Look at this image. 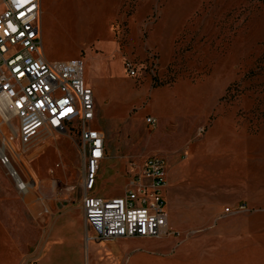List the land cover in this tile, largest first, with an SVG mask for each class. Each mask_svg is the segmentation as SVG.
Returning <instances> with one entry per match:
<instances>
[{
	"label": "rangeland",
	"instance_id": "obj_1",
	"mask_svg": "<svg viewBox=\"0 0 264 264\" xmlns=\"http://www.w3.org/2000/svg\"><path fill=\"white\" fill-rule=\"evenodd\" d=\"M93 5L98 17L91 30L80 26V18L93 22V14L80 13V0L48 2L41 23L46 59H82L86 77L91 73L89 50L99 53L98 47L112 43L123 55V65L116 56L110 60L118 77L150 89H172L178 83L182 99L197 102V116L190 120L197 128L188 141L175 139L173 150L183 151L182 158L202 151L223 155L214 162L204 158L202 171L169 172L181 182V196L185 201L203 197L206 214L213 199L220 200L223 212H242V220L264 212V0H98ZM80 33L89 34L81 38ZM126 62L135 77L126 73ZM152 104L112 99L103 107L118 122L127 119L130 125L119 132V125L113 124L115 130L106 134L110 158L99 165L98 179L105 189L101 197L113 189L121 191L116 182L122 184V175L136 172L128 165L125 172L117 167L120 156L137 164L166 143L147 138L145 118ZM6 120L0 117V145L17 129L15 120L5 125ZM216 120L233 123L228 127L232 137L225 125L211 131ZM13 147L19 151L17 141ZM11 163L23 180L29 174L33 182L27 192H20L0 164V264H96L92 245L87 252L76 227L68 233L57 230L62 219L80 221L82 212L84 154L78 131H42L20 160ZM189 218L177 223L193 222ZM177 231L133 241L130 262L122 264H166L195 256L194 241L203 229ZM164 257L168 259L163 263Z\"/></svg>",
	"mask_w": 264,
	"mask_h": 264
},
{
	"label": "built area",
	"instance_id": "obj_2",
	"mask_svg": "<svg viewBox=\"0 0 264 264\" xmlns=\"http://www.w3.org/2000/svg\"><path fill=\"white\" fill-rule=\"evenodd\" d=\"M40 19V0H0V117L17 122L15 135L5 137L0 145V164L17 189L25 192L33 179L25 170L28 177L23 180L11 160H20L40 132L74 128L84 154L81 207L85 226L94 233L90 239L112 242L170 235L163 195L166 166L161 156L129 164L136 172L129 176L123 195L103 198L94 194L106 148L103 134L93 127V92L85 84L81 59L44 58ZM124 66L128 76L135 77L132 65L126 62ZM145 122L156 126L153 118ZM16 141L18 152L13 147Z\"/></svg>",
	"mask_w": 264,
	"mask_h": 264
},
{
	"label": "crops",
	"instance_id": "obj_3",
	"mask_svg": "<svg viewBox=\"0 0 264 264\" xmlns=\"http://www.w3.org/2000/svg\"><path fill=\"white\" fill-rule=\"evenodd\" d=\"M49 1L50 0H40V25L42 23L44 10ZM97 1L98 0H92L90 4L89 2L86 3V1L80 0V13L93 14L91 17L93 22H90V20L84 21L80 18V26L88 25V28L92 30L96 18L98 17L96 15L97 9L93 8V6H95L93 5L94 2L97 4ZM57 9L61 10L59 8ZM88 34L89 33H80V37L83 38L84 35ZM97 51L99 53L95 50H89L88 67L91 73L86 77L83 73L85 84L87 87L91 88L93 92L95 116L93 127L103 134L106 142V134L115 130L112 126L115 124L119 125L120 132L124 129L122 127L123 125H130V123L127 119H122L118 122V119H114L111 113L104 112L103 107L105 104H109L112 99L126 103H134L144 99L152 101V112L147 115L146 118L155 119L156 126L151 128L145 122L148 133L147 138L151 142L161 140L163 143L166 141V143L163 144V147L157 145L155 150H151L144 158L152 155L162 156L168 167L166 170V186L163 192L166 203L167 230L171 233L178 229L180 233L189 234V232L193 230L203 229V232H198L199 235L194 241L196 243V247L194 248L196 252L194 254L195 256L192 257L191 255L190 257L192 258L189 257L186 260L174 259L172 263H168L170 261H167L168 258L164 257L160 258L162 262L164 263L167 261L168 264H264V212L250 213L247 215V219L242 220V212H223L221 210L220 200L213 199L211 201L209 200L211 212H207L206 214L204 212L205 199L203 197H194L193 199L186 198L187 201H185L181 196V182L173 180L174 178L169 175V172L179 171L181 169H185L186 173L191 171H202L203 166L206 165L203 161L204 158L209 159V162H214L213 159L223 156L212 151H202L198 152V154L191 153L190 157L184 156V158H182L181 152L183 153V151H175L172 148V143L175 139L180 138L184 141H188L192 135L195 134L197 125L190 120H194L197 116V102L182 99L181 86L178 83L174 84L172 89H150L146 84L144 86H136L134 83L135 80L126 76L118 77V73L115 72L110 61L113 56H116L123 65V55L116 44L110 43L105 47H98ZM44 58L46 59L45 56ZM82 62L85 71V62L83 60ZM109 115L110 118L108 117ZM101 118L105 122L104 124L99 123ZM232 124L233 123H229L225 125L220 120H216L212 124L211 131L215 132L222 130L225 125L226 133L232 137V132L228 130V127H230V129L234 127ZM221 141L224 142V139L222 138ZM105 148V159L109 160L108 142L105 143ZM128 163L125 156H120L119 162L116 165L117 167H123V172H125L127 165L130 168ZM129 178L130 177H126V175H122V184H120L119 181L116 182V185H120L121 191L116 192L113 189V192H110L108 195L106 194L104 198L123 195L125 189L129 185ZM101 183V180L97 178L94 194L99 197H101L105 191V189H102L103 186ZM185 206L189 207L185 208ZM209 210L210 208L207 209V211ZM184 218L187 221L189 218V220H193V222L177 223L178 220H184ZM57 227L60 233H68L71 229L76 227L79 233L78 237H80V240H78L80 243L83 242L87 252L89 251V246L92 245L91 259L96 264H122L123 262L127 263V261L129 263L133 253L131 249L133 241L154 240L121 239L112 242H95L90 239L94 236V233L90 228L85 226L83 211L80 215V221L76 220L74 222L70 218H65L59 222ZM61 229L63 231H61Z\"/></svg>",
	"mask_w": 264,
	"mask_h": 264
},
{
	"label": "bare ground",
	"instance_id": "obj_4",
	"mask_svg": "<svg viewBox=\"0 0 264 264\" xmlns=\"http://www.w3.org/2000/svg\"><path fill=\"white\" fill-rule=\"evenodd\" d=\"M79 35H80V34H79ZM7 121H8V120L5 121V123H4L5 125H7ZM9 127H10V126H9ZM0 131L2 132V129H1V128H0ZM11 131H12V129H11ZM16 131H17V129H16ZM16 131H12L11 133L15 135ZM3 141H4V139H3ZM2 149H3L2 146H0V151H2ZM31 185H32V184H29L28 187L26 186L27 190H26L25 192H27V191L30 189V186H31ZM25 192H24V193H25Z\"/></svg>",
	"mask_w": 264,
	"mask_h": 264
}]
</instances>
